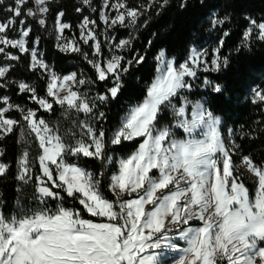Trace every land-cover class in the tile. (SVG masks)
Here are the masks:
<instances>
[{
    "label": "snow or ice",
    "instance_id": "obj_1",
    "mask_svg": "<svg viewBox=\"0 0 264 264\" xmlns=\"http://www.w3.org/2000/svg\"><path fill=\"white\" fill-rule=\"evenodd\" d=\"M169 3L100 0L94 7L93 0H78L80 19L73 25L59 0H0V141L18 133L12 178L17 192L32 188L35 204L26 208L17 199L13 214L5 215L0 203V264H264V160L244 154L222 117L186 95L201 72L228 66L222 49L230 32L221 29L227 16L209 18L211 29L221 31L211 49L193 44L177 64L160 48L143 99L109 126L106 108L153 44L149 39L138 48L140 31ZM187 3L180 0L179 8ZM245 20L237 53L264 42V17ZM37 27L94 76L83 68L58 72L40 48L41 36L33 38ZM22 58L44 81V95L33 83L10 78ZM202 87L224 91L207 76ZM13 89L36 106L14 103L7 94ZM251 91V103L264 104V88ZM55 106L66 117L74 114L67 130L45 117ZM165 110L172 121L161 126ZM125 143H135V150L118 156ZM82 158L97 161L99 171L84 167ZM12 168L0 159V178Z\"/></svg>",
    "mask_w": 264,
    "mask_h": 264
},
{
    "label": "trees",
    "instance_id": "obj_2",
    "mask_svg": "<svg viewBox=\"0 0 264 264\" xmlns=\"http://www.w3.org/2000/svg\"><path fill=\"white\" fill-rule=\"evenodd\" d=\"M180 0H170L169 6L156 16L153 12L152 20L146 29L140 31V38L136 46L143 48L147 41H153L152 47L148 50L146 62L124 77V88L118 100L113 101L106 108L109 117V126L118 124L120 116L127 110L128 105L141 101L145 94L144 84L150 82L155 75V62L153 55L160 49L165 48L169 57H175L177 64L182 62L187 54L189 47L201 41L207 33L209 27V17L216 13L220 18L228 17L222 30L230 32L226 38L222 49V56H228L229 63L226 68L222 67L219 72H201L198 79L193 83V91L186 93L190 99H200L206 102L215 114L222 117L223 127L234 130L236 143L242 146L244 154L251 155L256 161L264 160V104L255 105L251 103L254 93L253 88H264V42L254 41L250 49H241L239 53L235 49L240 45L242 32L247 26L245 18L251 16L256 19L264 17V0H188L185 9L179 8ZM78 0H59L58 7L66 12V19L73 23L79 22V15L75 12ZM100 0H93V6L98 7ZM98 20L97 13L85 12ZM119 36L123 37L127 33L119 30ZM41 36L40 48L45 52V58L55 69L67 74L70 71L83 68L85 73L93 75V70L78 56L58 52L54 47V40L46 33L37 30L33 33ZM90 52V49L85 48ZM207 76L210 80L223 86L222 94H213L210 90L202 87L203 78ZM14 79H25L38 89L40 95H44V81L37 75L27 71L26 58H22L17 64L16 70L12 72ZM98 89L103 91L104 85L98 82ZM15 90L7 94L12 96L14 103L27 104L35 107L24 96L14 94ZM54 114H44L50 121H59L62 129L67 130L71 127V121L75 119L74 114L64 116L63 110L55 106ZM82 118V117H81ZM172 121L171 113L165 110L160 117V125L169 124ZM242 134H250L253 138H242ZM18 135V133H17ZM17 135L10 136L4 141H0V149L5 153L3 159L13 165L7 179L0 178V203H3L5 215L13 214L16 201L27 207H35L32 201V188L25 187L23 194L17 192V182L12 178L15 173L14 160L19 153V146L16 144ZM182 130H177V136H182ZM138 143V142H137ZM136 144L125 143L123 148L117 150V155L127 156L135 150ZM81 164L93 171H99V163L95 160L82 158ZM251 189V180H246ZM110 196L111 194L108 193ZM71 206V201L66 203ZM79 207V205H76ZM85 218L88 217L84 213ZM95 219V218H92Z\"/></svg>",
    "mask_w": 264,
    "mask_h": 264
},
{
    "label": "rangeland",
    "instance_id": "obj_3",
    "mask_svg": "<svg viewBox=\"0 0 264 264\" xmlns=\"http://www.w3.org/2000/svg\"><path fill=\"white\" fill-rule=\"evenodd\" d=\"M211 16V15H210ZM210 18V17H209ZM69 36H71V33H67ZM221 35V31L220 30H214V29H211V26L209 25V27L207 28V33L206 35L204 36V38L199 41V42H196V43H193L197 46V48H207V49H211V47L214 46V42L216 41V38L219 37ZM192 44V45H193ZM191 45V46H192ZM190 46V47H191ZM189 47V48H190ZM169 58H172V57H169ZM187 58V56H186ZM185 58V59H186ZM184 59V60H185ZM189 97V96H188ZM190 99V98H189ZM193 102H195L196 100H200V99H191ZM203 102V100H201ZM182 136H178V138H182Z\"/></svg>",
    "mask_w": 264,
    "mask_h": 264
}]
</instances>
